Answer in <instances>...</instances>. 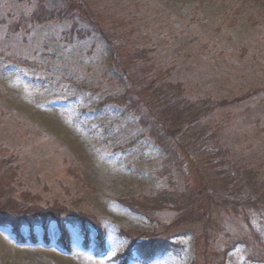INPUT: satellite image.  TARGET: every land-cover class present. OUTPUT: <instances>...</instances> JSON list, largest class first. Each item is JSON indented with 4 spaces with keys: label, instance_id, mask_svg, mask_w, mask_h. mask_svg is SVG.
Segmentation results:
<instances>
[{
    "label": "rangeland",
    "instance_id": "rangeland-1",
    "mask_svg": "<svg viewBox=\"0 0 264 264\" xmlns=\"http://www.w3.org/2000/svg\"><path fill=\"white\" fill-rule=\"evenodd\" d=\"M77 1L121 35L124 56L142 55L181 82L185 95L217 101L250 94L215 117L231 159L264 174V0ZM35 2L0 0L5 195L86 214L101 239L90 228L84 243L78 227L65 222L64 249L56 222L20 227L22 241L6 225L0 227V264H144L134 250L126 258L131 241L169 236L162 222H152L163 214L166 225L173 216L158 198L186 195V183L195 180L174 163L163 164L161 150L135 120L103 103L118 88L105 42L96 35L66 39L54 21L32 24ZM213 222L207 242L179 236L177 249L146 264H264V212L243 219L226 210ZM235 226L246 234L237 243L230 241Z\"/></svg>",
    "mask_w": 264,
    "mask_h": 264
},
{
    "label": "trees",
    "instance_id": "trees-1",
    "mask_svg": "<svg viewBox=\"0 0 264 264\" xmlns=\"http://www.w3.org/2000/svg\"><path fill=\"white\" fill-rule=\"evenodd\" d=\"M35 1L28 14L32 24L54 21L66 39L81 41L96 35L105 42L118 88L103 103L106 101L135 120L143 137L161 150L163 164L174 163L175 171L184 169L186 176L195 180L193 184L186 183V195L179 192L181 195L161 194L163 198H158L157 205L162 206L163 211L167 208L171 215L173 212V216L168 228V224L164 225L163 214L152 222H162L161 229L168 231L169 236L154 241L132 240L125 252L126 258L134 250L140 261L146 264L166 250L177 249L176 239L189 234L205 243L216 230L214 215H220L222 211L241 214L243 219L246 215L264 212V174L231 159L230 150L221 140L220 125L215 117L220 109L238 105L250 94L217 101L191 98L185 95L181 82L165 77L160 69L145 62L142 55L135 52L124 56L121 35H116L115 28L106 29L100 18L89 14L77 0ZM242 6L241 2L233 3L235 10ZM249 18L253 17L249 15ZM86 26L91 28L90 31ZM52 221L60 231L58 245L64 249H67L65 222L78 227L84 243L88 240L90 228L95 229L101 239L98 228L86 214L68 212L63 207L40 208L33 202L10 200L5 195L0 177V227L10 226L22 241L18 234L20 227L39 225L46 229ZM235 229L234 237L229 240L233 243L244 240V230L238 226ZM30 239L33 241V236ZM98 244H102L101 240Z\"/></svg>",
    "mask_w": 264,
    "mask_h": 264
}]
</instances>
